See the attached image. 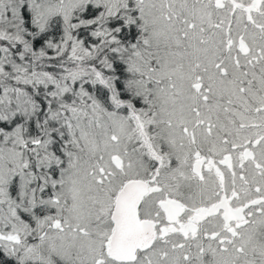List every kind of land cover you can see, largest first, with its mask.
Instances as JSON below:
<instances>
[{"label": "snow or ice", "instance_id": "snow-or-ice-1", "mask_svg": "<svg viewBox=\"0 0 264 264\" xmlns=\"http://www.w3.org/2000/svg\"><path fill=\"white\" fill-rule=\"evenodd\" d=\"M0 264H264V0H0Z\"/></svg>", "mask_w": 264, "mask_h": 264}]
</instances>
